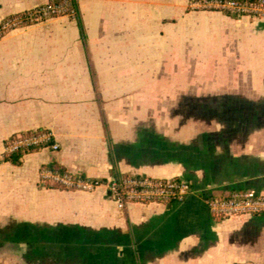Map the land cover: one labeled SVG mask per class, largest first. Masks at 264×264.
Masks as SVG:
<instances>
[{"label":"crops","instance_id":"crops-1","mask_svg":"<svg viewBox=\"0 0 264 264\" xmlns=\"http://www.w3.org/2000/svg\"><path fill=\"white\" fill-rule=\"evenodd\" d=\"M190 0H77L0 39V264H264V214L217 218L207 200L264 194V13ZM46 0H0V20ZM58 143L1 160L15 133ZM57 165L86 178H178L169 203L116 206L39 184Z\"/></svg>","mask_w":264,"mask_h":264},{"label":"built area","instance_id":"built-area-1","mask_svg":"<svg viewBox=\"0 0 264 264\" xmlns=\"http://www.w3.org/2000/svg\"><path fill=\"white\" fill-rule=\"evenodd\" d=\"M188 6L191 9L214 10L236 16H260L264 13V0H190ZM60 16L77 20V0H46L43 4L6 16L0 20V39L16 29ZM45 147L53 150L59 147L49 130L41 128L19 132L6 140L4 155ZM38 181L43 186L84 191L104 186L109 197L120 209L132 201L169 203L181 200L191 188L188 181L178 178L114 173L105 180H98L47 166L40 169ZM207 203L211 215L217 218L264 214V194L254 189L211 196Z\"/></svg>","mask_w":264,"mask_h":264},{"label":"trees","instance_id":"trees-1","mask_svg":"<svg viewBox=\"0 0 264 264\" xmlns=\"http://www.w3.org/2000/svg\"><path fill=\"white\" fill-rule=\"evenodd\" d=\"M21 154L22 153H10V154L4 155L1 160H10L13 163L17 164V163H19V157ZM48 167L57 169L58 171H65L63 168H61L57 165L51 164V165H48Z\"/></svg>","mask_w":264,"mask_h":264}]
</instances>
